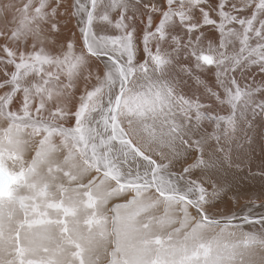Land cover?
<instances>
[{"label":"snow or ice","instance_id":"6c2138e0","mask_svg":"<svg viewBox=\"0 0 264 264\" xmlns=\"http://www.w3.org/2000/svg\"><path fill=\"white\" fill-rule=\"evenodd\" d=\"M0 264H264V0H0Z\"/></svg>","mask_w":264,"mask_h":264},{"label":"rangeland","instance_id":"374dc122","mask_svg":"<svg viewBox=\"0 0 264 264\" xmlns=\"http://www.w3.org/2000/svg\"><path fill=\"white\" fill-rule=\"evenodd\" d=\"M110 206H111V204L109 205V207H110ZM160 211L162 212V211H163V209L161 208V209H160ZM237 238H239V237H237Z\"/></svg>","mask_w":264,"mask_h":264},{"label":"bare ground","instance_id":"6f19581e","mask_svg":"<svg viewBox=\"0 0 264 264\" xmlns=\"http://www.w3.org/2000/svg\"><path fill=\"white\" fill-rule=\"evenodd\" d=\"M77 35H78V33H77ZM141 59H142V55H141ZM258 186V185H257ZM239 237V236H238ZM240 238V237H239Z\"/></svg>","mask_w":264,"mask_h":264}]
</instances>
